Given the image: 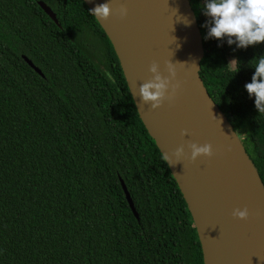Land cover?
Wrapping results in <instances>:
<instances>
[{"label":"trees","instance_id":"trees-1","mask_svg":"<svg viewBox=\"0 0 264 264\" xmlns=\"http://www.w3.org/2000/svg\"><path fill=\"white\" fill-rule=\"evenodd\" d=\"M188 2L199 77L264 186V114L244 88L264 43L206 40L205 0ZM0 264H202L186 205L82 0H0Z\"/></svg>","mask_w":264,"mask_h":264},{"label":"water","instance_id":"water-1","mask_svg":"<svg viewBox=\"0 0 264 264\" xmlns=\"http://www.w3.org/2000/svg\"><path fill=\"white\" fill-rule=\"evenodd\" d=\"M87 9L91 6L82 0ZM112 12L98 22L117 59L128 93L146 133L165 162L190 215L202 255V264H264V186L241 140L208 96L199 77L203 48L188 0H96ZM42 12L57 24L43 3ZM127 15H120L121 7ZM184 18L191 23L186 25ZM25 63L38 75L29 60ZM175 64L180 87L171 99L153 110L142 105L138 87L151 77L155 62L167 76L165 63ZM181 132H187L182 136ZM210 144L211 157L190 161L188 144ZM184 147V156H172ZM125 200L137 218L126 189ZM248 210V218H234V209Z\"/></svg>","mask_w":264,"mask_h":264},{"label":"clouds","instance_id":"clouds-1","mask_svg":"<svg viewBox=\"0 0 264 264\" xmlns=\"http://www.w3.org/2000/svg\"><path fill=\"white\" fill-rule=\"evenodd\" d=\"M127 8L121 7V16L127 15ZM112 9L107 2L94 5L89 9L98 22L107 21ZM203 14L208 18V31L205 39H216L226 42L229 46L235 44L236 48L243 49L264 43V0H205ZM184 23L189 25L191 21L184 18ZM219 46V45H218ZM255 62L251 64L254 73L251 82L246 83L244 88L250 98L254 97V107L259 114H264V55L253 58ZM168 75L162 76L159 72V65L153 62L148 71L151 77L138 87V97L142 105H150L151 109L159 108L165 99L175 96L180 83L175 81V64L170 61L165 63ZM238 71V70H237ZM110 72H105L106 77H111ZM187 132H181L186 136ZM190 161H195L198 157H211L212 146L210 144L197 145L189 143ZM172 156L179 159L184 156V147H178ZM162 160L171 164V157L162 153ZM234 218L246 220L248 210L234 209Z\"/></svg>","mask_w":264,"mask_h":264},{"label":"rangeland","instance_id":"rangeland-1","mask_svg":"<svg viewBox=\"0 0 264 264\" xmlns=\"http://www.w3.org/2000/svg\"><path fill=\"white\" fill-rule=\"evenodd\" d=\"M222 54L226 57H231V51L229 49L222 50ZM231 65H233V61H231Z\"/></svg>","mask_w":264,"mask_h":264},{"label":"bare ground","instance_id":"bare-ground-1","mask_svg":"<svg viewBox=\"0 0 264 264\" xmlns=\"http://www.w3.org/2000/svg\"><path fill=\"white\" fill-rule=\"evenodd\" d=\"M86 1L89 3V5L91 6V8H93L94 5H96V0H86Z\"/></svg>","mask_w":264,"mask_h":264}]
</instances>
